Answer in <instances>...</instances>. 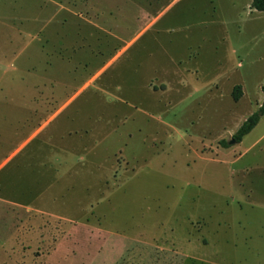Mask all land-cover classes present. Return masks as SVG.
Listing matches in <instances>:
<instances>
[{
	"label": "rangeland",
	"instance_id": "obj_1",
	"mask_svg": "<svg viewBox=\"0 0 264 264\" xmlns=\"http://www.w3.org/2000/svg\"><path fill=\"white\" fill-rule=\"evenodd\" d=\"M249 8L0 0V264H264V116L228 143L264 97Z\"/></svg>",
	"mask_w": 264,
	"mask_h": 264
},
{
	"label": "crops",
	"instance_id": "obj_2",
	"mask_svg": "<svg viewBox=\"0 0 264 264\" xmlns=\"http://www.w3.org/2000/svg\"><path fill=\"white\" fill-rule=\"evenodd\" d=\"M251 8H252V6H251ZM251 8H249V9H251ZM253 10H255V9H253ZM256 11V10H255ZM250 12H252V11H250ZM259 12V11H258ZM252 13H255V12H252ZM149 14H145V16H146V18H147V16H148ZM144 27V26H143ZM142 30H143V28H142ZM62 109H63V107H61V108H59V110H58V112H59V114H60V112L62 111ZM43 128V127H42ZM254 129V128H253ZM252 129V130H253ZM63 131V130H62ZM70 147L71 146H65L64 148V152L61 154V155H59V157L57 158V164H58V169H57V172H59V174H62V175H66V174H68V173H71L72 171L74 172L73 173V175H76L77 173L79 174V171L77 172V170H76V168H75V166H76V164L78 163V162H81L82 160H84V156H82V157H79V156H77V155H75V154H77V153H74V152H72V151H70ZM67 149V150H66ZM74 149V148H73ZM17 154H9V156H8V158L7 159H12V158H14L15 156H16ZM5 161H6V159H5ZM88 161H89V159H88ZM90 165H89V167H88V169H85V171H90L91 172V167H93L94 166V163H89ZM92 164V165H91ZM94 170V169H93ZM77 172V173H76ZM79 176H81L80 174H79ZM15 211V210H14ZM26 212H27V214H26V216L24 217V218H19L20 219V221H23V220H25V224L26 225H28V226H30V227H32V225L34 224V222H35V226H38V225H40V227L39 228H42V227H44V225L47 223V220H48V218H49V212L47 211V210H45V209H43V208H39V207H30V206H28V207H26ZM14 215H15V218L17 219V217H20V216H18V213H17V211L14 213ZM54 215H57V214H54ZM57 216H62L63 218L64 217H67V216H65L64 214H58ZM22 217V216H21ZM68 218V220H71V218L70 217H67ZM39 237L42 239V229H40L39 230ZM46 234V233H45Z\"/></svg>",
	"mask_w": 264,
	"mask_h": 264
},
{
	"label": "trees",
	"instance_id": "obj_3",
	"mask_svg": "<svg viewBox=\"0 0 264 264\" xmlns=\"http://www.w3.org/2000/svg\"><path fill=\"white\" fill-rule=\"evenodd\" d=\"M251 6L253 9L259 12H264V0H251ZM261 91L264 96V86H262ZM242 95V89L240 85H235L231 91V96L234 101H238ZM264 116V97L262 104L257 110L252 112L237 128L233 135V140L236 143L241 142L244 136L249 134L252 129L258 124L260 119ZM223 144L227 146V143L223 141Z\"/></svg>",
	"mask_w": 264,
	"mask_h": 264
},
{
	"label": "water",
	"instance_id": "obj_4",
	"mask_svg": "<svg viewBox=\"0 0 264 264\" xmlns=\"http://www.w3.org/2000/svg\"><path fill=\"white\" fill-rule=\"evenodd\" d=\"M228 143H229V144H232V143H234V140L231 139Z\"/></svg>",
	"mask_w": 264,
	"mask_h": 264
}]
</instances>
